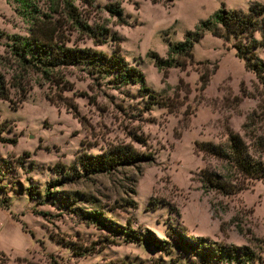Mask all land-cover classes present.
Wrapping results in <instances>:
<instances>
[{
	"label": "rangeland",
	"instance_id": "rangeland-1",
	"mask_svg": "<svg viewBox=\"0 0 264 264\" xmlns=\"http://www.w3.org/2000/svg\"><path fill=\"white\" fill-rule=\"evenodd\" d=\"M27 2L56 22L65 46L106 55L113 50L110 38L96 45L50 13L46 0ZM251 2L264 4L71 0L83 22L118 37L119 54L139 70L152 100L138 84L116 83L111 73L87 64L47 75L22 68L6 45L12 36H25L29 24L14 0H0V264H237L211 253L219 246L246 247L253 259L244 264H264V183L231 179L240 187L233 193L204 192L201 169L226 171L194 150L195 142L224 144L227 131L246 144L264 135V88L235 56L233 39L208 30L192 44L190 58L171 57L178 65L157 69L148 56L167 59L168 44L220 5L246 11ZM107 4L118 6L121 22ZM254 52L264 63V46ZM116 146H128L139 160L81 172L78 155ZM260 159L264 164V155ZM91 212L140 239L106 230ZM145 236L160 249L146 245ZM179 236L207 247L208 259L186 253Z\"/></svg>",
	"mask_w": 264,
	"mask_h": 264
},
{
	"label": "trees",
	"instance_id": "trees-1",
	"mask_svg": "<svg viewBox=\"0 0 264 264\" xmlns=\"http://www.w3.org/2000/svg\"><path fill=\"white\" fill-rule=\"evenodd\" d=\"M14 1L18 7L16 10L27 21L29 27L25 36H12L10 44L6 47L22 68L26 67L47 75L60 66L87 64L102 72L111 73L116 83L138 84L139 91L147 98L155 99L143 85V77L139 70L135 66H129L119 54L118 37L101 26L92 27L83 22L71 5V0H46L48 11L62 15L77 33L96 45L110 38L113 41V50L110 54L65 46V40L55 21L53 23L46 21L47 16L39 14L40 12L35 10L27 0ZM149 1L152 4L159 2V0ZM106 10L121 22V12L117 5L107 4ZM204 30H208L213 36L224 41L231 37L235 56L243 61L244 69L251 71L264 88V63L257 58L254 52L256 47L264 46V4L257 2L249 3L246 11L227 10L220 5L210 18L199 23L192 31H185L181 41L168 44L167 59H161L156 54L149 53L148 56L152 59L154 67L163 69L178 65L176 60L171 59L172 56L179 59L190 58L192 44L199 40ZM254 32L259 33V40L253 38ZM1 84L2 78H0V95H2ZM194 150L202 157H210L219 161L226 171V174L220 175L211 170L201 169L198 181L204 192L214 191L224 195L233 193L240 187L231 184V179L234 182L257 180L264 183V164L260 159V156L264 155V135H252L249 144H246L237 133L227 131L224 144L195 142ZM138 156L128 146H116L100 154L81 153L76 157V162L85 175L113 170L117 165H132L139 160ZM89 215L101 227L116 235L126 236L128 239H140L127 228L115 226L102 219L98 213L91 212ZM177 240L186 253H194L196 256L208 259L210 253L205 252L208 251L207 247H198L191 240H185L184 236H179ZM142 241L148 246L160 249L159 245L148 236L142 238ZM211 249V253L226 260L233 258L237 264H244L253 259L246 247L219 246Z\"/></svg>",
	"mask_w": 264,
	"mask_h": 264
}]
</instances>
